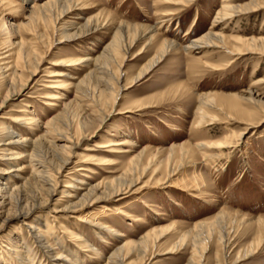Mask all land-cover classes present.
<instances>
[{
  "label": "rangeland",
  "instance_id": "1",
  "mask_svg": "<svg viewBox=\"0 0 264 264\" xmlns=\"http://www.w3.org/2000/svg\"><path fill=\"white\" fill-rule=\"evenodd\" d=\"M10 1L14 2L13 6L0 9V68L7 66L0 70V103L7 91L10 73L7 69L14 63L19 74L17 84L26 82L27 86L0 108V122L18 128L21 136H17L16 141L23 136L29 141L48 130L45 127L48 119L67 105L68 116L66 113L64 116L75 128L79 117H72V113L87 117L91 134L84 139L77 136L72 138L73 143L60 145L58 153L69 161L60 174L52 171L58 182L52 204L37 210L36 207L32 216L25 218H17L16 214L33 208L40 200L29 199L20 208L0 207V255L8 248L12 252L29 249L27 256L36 257L34 264H57L52 257L56 254L70 257L73 264H101L98 258L101 253L103 259L108 258L128 239L139 240L154 228L159 231L167 227L162 235L150 238L146 258L151 259L147 264H186L194 251L196 259L201 258L199 252L203 253V264H232L238 254L252 248L250 254L235 264H264V230L258 229L261 216L264 223V120H260L264 117V107L258 104L256 128L245 134L237 145L239 133L247 125L231 113L223 97L229 93H245L257 80L264 79V56H245L227 63L229 56L214 48L182 49L179 53L167 54L143 78L133 82L141 70L151 64L161 40L175 41L183 48L210 29L223 4L246 0H195L187 6H175L166 0H88L90 6L79 7L60 21L59 30L55 25L48 27L40 20L29 19L33 6L46 0ZM100 11L111 13L115 22L154 26L158 37L149 47H144L146 42L141 41L129 53L121 51L117 62L110 66L112 74L100 75L103 82L91 78L82 84L80 81L90 70L80 69L73 60L85 54L100 53L111 41L113 29L100 28L86 38L65 37V33L72 35L77 27L76 24L74 28L70 26L74 21H83ZM221 30L227 35L264 36V9L228 21ZM21 47L24 52L31 51L34 57L27 63L19 59ZM7 55L11 56L5 58ZM221 64L225 65L223 69L214 68ZM34 66L38 67L35 72ZM54 73L58 74L51 77ZM121 74L119 83L117 77ZM254 88L264 100V82ZM209 93L218 95L217 104L208 108L209 118L199 125L196 121L199 96ZM241 105L251 110L250 105L244 102ZM107 115L110 116L102 122ZM25 119H29L26 124ZM126 139L133 142L128 145L132 153L116 152L122 146L113 143ZM28 141L15 145L19 156L0 160V186L10 183L25 193L26 188L21 186L24 180H29L33 166L30 161L33 155L24 148ZM218 141L233 143L217 148L213 144ZM56 142L63 144L59 139ZM202 143L207 147H200ZM2 154L4 152H0V159ZM132 154L139 156L136 163L130 161ZM104 155L116 164L99 165L97 159ZM40 156L53 163L49 153ZM12 168L14 171L9 173ZM122 176H127V182L117 186L116 179ZM82 177L87 179L86 185L80 184ZM129 180L134 184L126 190ZM31 182L34 186L36 181ZM68 182L74 187L67 188ZM30 185L26 191L30 189L28 194L34 196V187ZM96 185H100L101 191L107 186L111 191V185L113 189L125 190L112 199L95 201L84 210L60 211L56 214L58 218H53L52 208L57 201L74 200L63 198L64 190L78 191L74 193L77 195ZM80 186L82 189L76 190ZM1 195L4 194L0 192V202ZM87 211L103 214L99 219L121 231L123 236L116 237L106 229L103 231L107 234L101 239L90 224L77 220ZM224 213V217L215 221ZM240 214L246 215V219L240 221ZM6 215L11 218L3 223ZM35 219L48 222L51 229L46 232L45 243H36L27 227ZM201 222L207 224L197 225ZM62 223L87 238L97 249L96 254L83 249L81 242L64 231ZM184 234L189 237L183 245L174 253L166 254ZM220 238L229 240L228 248L225 249ZM43 244L51 248L44 249ZM127 263L141 264V260L133 254Z\"/></svg>",
  "mask_w": 264,
  "mask_h": 264
},
{
  "label": "bare ground",
  "instance_id": "2",
  "mask_svg": "<svg viewBox=\"0 0 264 264\" xmlns=\"http://www.w3.org/2000/svg\"><path fill=\"white\" fill-rule=\"evenodd\" d=\"M166 1L171 2L175 6L176 5L177 6H187L193 3V1L195 0H166ZM13 4L14 2L10 0L0 1V9L1 8L5 9L7 8V6H13ZM87 6H90V1L88 0H46L45 2L39 5L33 6L34 12L32 13L29 19L30 21L40 20L45 24V26H48V27H50V25H52V27L55 25V28L59 30L58 25L60 24V21L67 19L68 16L72 15L73 12L76 11L79 7H87ZM263 9H264V0H246L241 3H232V2L230 3L229 2L227 4H223L221 6V9L216 14L214 20L212 21L210 29L202 33L201 35L193 38L190 41V43H188L183 48L180 47L175 41H170L167 39L161 40L156 50L157 53L151 60V64L148 66L146 65L141 70L139 75L133 79V82H135L138 79L143 78V76L147 74L148 71L151 68H153L158 62H160L165 56H167V54L173 51L180 52V50L182 49L183 50H188V49L204 50V49L214 48L218 50L219 52H224L226 55L229 56L227 60H225L227 63L229 62V60H234V59L242 58L245 56H257V57L258 55L264 56V36L244 37V36H237L233 34L227 35V34H224L223 31L221 30L227 24L228 21L232 22L237 17L249 15L250 13L261 12ZM1 14L2 12L0 10V15ZM113 17L114 16H112L111 13H105L104 11H100L95 15L86 17L85 19H83V21H79V20L78 22L74 21L76 23L73 22L70 26L74 28L76 24L77 27L75 29V33H72V35H68L65 33V37H74L76 35L77 37L83 36L86 38V36H89L90 34L95 33L100 28L109 29L112 27L111 29H113L112 31L113 36H112L111 41L102 48V51L100 53H98L96 56H92L91 54H85V56L79 57L78 60H73V62H78L77 64L81 66L80 69L86 68L87 70L88 69L90 70L85 75V78L80 81V83L82 84H85L86 81H89L91 78H95L98 83L103 82L100 75H111L112 74L110 66L112 63L117 62L118 56L121 54V51L129 53L132 47H134L137 43L141 41L146 42L144 43L145 44L144 47H146L149 44H152V42H154L158 37L157 32H156L157 29L154 26L152 27L145 26V25L138 26V25H130L129 23L120 22V21L115 22L114 21L115 19ZM66 29L67 27L64 28V31ZM42 36H45V35H42ZM18 52H19V59L22 58L26 63L34 58L32 56V52L29 50L28 51L25 50L24 52L23 47L19 48ZM9 56L11 55H7L5 58H8ZM224 67L225 65L221 64L214 68L223 69ZM5 68H7V66L1 67L0 70H3ZM37 68L38 67L34 66V72L37 70ZM7 70L10 71V73L7 75L8 76L7 77L8 78L7 91H6V95L4 96V98L2 99L0 103L1 104L0 108L9 100L11 96L21 94L23 88L27 86L26 82H24V84H21V83L17 84L19 74L16 70V63H14L13 66H10V68ZM57 74L58 73H54L53 75H50V76L51 77L56 76ZM2 75H5V72H2ZM121 79H122V74L117 77V82L121 83L120 82ZM261 81L264 82V79H259V81L257 80V82L253 84V86H251L248 90L245 91V93H241V94L229 93L223 96L227 99L225 101L229 103L228 105L230 106L231 113L236 116H239L242 119V122H244V124L247 125L244 128V130L239 133V138H237L239 139L237 142L238 143L237 145H239L240 141L242 142V139L245 134L249 133L251 130H253V128H256L259 122L258 120H256V117L258 116V111H256V108H259L258 104L261 105L263 108L264 100H263L262 95L259 94L258 90H256L254 87ZM104 83L106 85L108 84V82H104ZM57 98L60 99V96H58ZM217 98H218V95L216 93L203 94L199 96L198 101L200 102H198L199 106H198L197 113H196L197 124L200 125L203 122H205L207 118H209L207 115L208 108L210 107L214 108L216 106ZM242 102L250 105L249 108H251V110L248 111L247 109H245L241 105ZM66 107L67 105L63 108V110H61L60 113L48 119L47 123L45 124L46 125L45 127H47L48 130H43L41 134L36 135L35 138H30L29 141H28V138L25 136L21 137V140L19 141V142L28 141V143L26 144L24 148L29 149L31 154L33 155L32 159L30 160L31 163H33L30 178L27 181L24 180V183L21 186V188L25 187L27 190L28 185L31 184L29 187L30 188L34 187L35 195L32 196L28 194L29 193L28 191L30 189L28 191L26 190L24 191L25 193H27L25 195V193H23L22 190H20L19 186H15V185L12 186L10 183H4L2 186H0V192L4 194V196L1 195L3 197V200L2 202H0V207L4 208L6 205H9L10 208H20L25 202L29 201V199H31L32 201H37V202L38 200H40V203L36 205L34 204L33 208L31 209H28L26 211H20L18 214H16L17 218H25L28 216L30 217L32 216V211L36 207H37L36 208L37 210L40 207L45 208L46 206H49L50 204H52L53 196L56 193L57 187H58V182L53 172L55 170V172L60 174L62 168H64V166L67 165L69 161V158H63L60 155V153H58V149L61 147L60 145L65 146V145H68L67 143H73L72 138L75 139L77 136L81 139H84L88 137L89 134H91L89 132L90 130L88 126L89 122L86 121L87 117H83V115L80 116L77 112L76 113L78 115L72 113L71 114L72 117L73 116L79 117L77 120L78 122L77 128H75L74 125L72 124V121H70L68 118L64 116L65 113L68 116V112H66L65 110ZM109 116L110 115L103 117L102 122L106 120V118H108ZM260 120L263 121L264 117L260 118ZM28 122H29V119L23 120V123L25 124ZM3 123L4 122H0V152H4V154H2L3 156L2 159H0L1 161L7 159L8 158L7 156H10L9 159H11L12 157H17L20 155L19 153H16L14 150L15 145H18L19 143L18 140L17 141L15 140V138L17 136L19 137L21 136L19 135L20 132L18 128L12 124H8L4 126ZM48 136H51V137L49 138ZM57 139L61 140L62 141L61 143L63 144H58L56 142ZM131 143L133 142L130 139H126L121 143H113V144H116L117 146H122L120 148H117L118 150L116 152L132 153L133 150H131V148L129 147L130 146L129 144ZM232 143L233 142H230V141H226V142L218 141L214 143L213 146L217 148H223L226 146H231ZM206 145L207 144L202 143L200 147H204ZM44 152L49 153L51 157H53V163H50L47 160L41 159L42 157L40 156V154ZM108 152L110 153V151ZM111 152H114V150H112ZM97 160H99V163H98L99 165L116 164L113 161V159L109 158V156L107 155L101 156ZM138 160H139L138 154H132L130 156V161H132V163H136ZM14 169L15 168H12L9 171V173L13 172ZM126 177L122 176V177L117 178L115 184H117V186H124L125 183L127 182ZM31 180L36 181L34 186ZM0 182H1V178H0ZM79 182L82 185H86L87 179L82 177L81 179H79ZM133 184H134V181L129 180L126 190L131 189ZM111 186L114 188V185H111ZM73 187L74 186L71 184V182H68L67 188H73ZM77 188L78 189L76 190L82 189L81 186ZM113 188L111 189V191H109L108 189H110V186H107L106 188H104V190L101 191L100 185H96V186L86 188L85 192L83 193L80 192L77 195H75L74 193L78 191L64 190L63 198L72 197L74 198V200L68 199L66 203L64 202L60 203L61 199L60 201H57L55 205H53V208H52V212L55 213L53 218L56 220L58 218L56 214H58L60 211L84 210L87 206H91L95 201L97 202L102 199H112L113 196L115 195L119 196L120 193L123 190H125V189L116 190ZM118 211L125 214L124 213L125 211L122 212L120 211V209ZM224 215L225 213L223 215L222 214L218 215L215 221L220 220V218L224 217ZM101 216H103V214H101L100 212L87 211L86 213L79 215V217H77V220L90 224L101 239H104L105 234H107L103 231L106 229L110 231V233L113 232L112 234L116 235V237L123 236V233L121 231H119L118 229L114 227L108 226L104 221L99 219ZM239 216H241L240 221L246 219V215L244 214H240ZM10 218L11 217L9 215H6L3 218L2 222L5 223ZM258 221H259L258 229L263 231L264 223H263L262 216L261 218H259ZM203 224H207V223L201 222L200 224H197V225L202 226ZM61 226L63 227L64 231L68 233V235H71L75 240L81 242L80 245L81 247H83V249L87 251H91L92 254H96L97 249L90 244L87 238H85L78 231H75L74 229H70L67 225H64L63 223L61 224ZM27 227L29 231H31V234L33 233V238L35 239L36 243H43L44 242L43 239H46V232L48 233L51 230L48 225V222H43L42 219H35L34 221L30 222L27 225ZM167 230H168L167 227L161 228V230L159 231H157L154 228L151 232L147 233L144 237L142 236L141 239L139 240L138 239L137 240L128 239L125 243H123L122 245H119L113 251L110 257L103 259L101 257V254H102L101 253L98 258H100L101 264H128L127 261L134 254L137 256V258H140L141 264H147L149 260L151 259V257L146 258V254H148L147 253L148 244L152 242L150 238H152L156 234L161 233L160 235H162ZM158 237H154V239L156 240ZM188 237H187V234H184L181 237V240L177 244H175L173 248L167 251L166 254L174 253L177 248L183 245V242H185L186 241L185 239H187ZM220 239L223 245L225 246V249L228 248L229 240L227 239L222 240V238ZM193 244L194 246L196 245L195 242H193ZM42 247L44 249L51 248V246H49L48 244H43ZM196 248L197 247H194V250H196ZM8 249L3 250L1 252L0 264H12V262L14 261H17V263H21V264L22 263H26V264L35 263L36 257H33L32 255L27 256L28 252H30L29 249L27 251L20 250V252L18 251L12 252L11 248H8ZM252 251H253V248L251 250L250 249L247 250L246 252L244 251V253L242 254H238L237 260L246 257ZM199 253H201L200 259H196L197 253L196 251H194V255L188 260L186 264H203L202 263L203 253L202 252H199ZM52 257L53 259H55V261H57V264H68L67 262L72 263L70 257L69 258L63 257L60 254H56V256H52ZM27 258H29L28 260L30 261H28ZM237 260H235L232 264H235Z\"/></svg>",
  "mask_w": 264,
  "mask_h": 264
},
{
  "label": "crops",
  "instance_id": "3",
  "mask_svg": "<svg viewBox=\"0 0 264 264\" xmlns=\"http://www.w3.org/2000/svg\"><path fill=\"white\" fill-rule=\"evenodd\" d=\"M259 205V204H258ZM260 210V209H257V211Z\"/></svg>",
  "mask_w": 264,
  "mask_h": 264
}]
</instances>
